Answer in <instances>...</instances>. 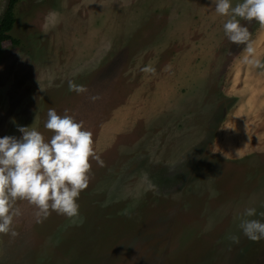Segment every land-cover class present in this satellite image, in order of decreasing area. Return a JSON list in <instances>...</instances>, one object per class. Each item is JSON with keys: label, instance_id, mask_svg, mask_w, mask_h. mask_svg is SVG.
Returning <instances> with one entry per match:
<instances>
[{"label": "rangeland", "instance_id": "rangeland-1", "mask_svg": "<svg viewBox=\"0 0 264 264\" xmlns=\"http://www.w3.org/2000/svg\"><path fill=\"white\" fill-rule=\"evenodd\" d=\"M214 3L16 5L18 43L0 49V137L25 126L50 139L53 108L83 122L103 165L90 159L77 217L49 209L37 222L17 200L0 264H264V239L238 226L246 208L264 212V68L243 62ZM241 24L264 61V25Z\"/></svg>", "mask_w": 264, "mask_h": 264}, {"label": "clouds", "instance_id": "clouds-1", "mask_svg": "<svg viewBox=\"0 0 264 264\" xmlns=\"http://www.w3.org/2000/svg\"><path fill=\"white\" fill-rule=\"evenodd\" d=\"M214 11L227 17L223 32L234 44H244L246 53L243 62L253 68H264V61L257 57L250 41L248 28L243 20H255L264 25V0H215ZM144 72L155 69L146 66ZM69 91L77 94L87 92L84 85L69 81ZM96 101L99 96H90ZM44 128L50 130V139L35 128L19 126L21 135L0 137V234L15 237L17 233L11 225L21 212L14 206L17 200H26L36 208L37 222L49 214V209L68 218L79 215L77 199L88 186L90 159L101 166L103 161L93 148L92 133L85 129L82 121L73 116L57 114L49 108ZM259 216L255 208H246L239 217V228L250 241L264 239V219H249ZM239 243V237H229Z\"/></svg>", "mask_w": 264, "mask_h": 264}, {"label": "trees", "instance_id": "trees-1", "mask_svg": "<svg viewBox=\"0 0 264 264\" xmlns=\"http://www.w3.org/2000/svg\"><path fill=\"white\" fill-rule=\"evenodd\" d=\"M22 0H8L6 10L0 19V49L3 43L10 42L16 45L18 41L11 36V32L16 22L15 19V7Z\"/></svg>", "mask_w": 264, "mask_h": 264}]
</instances>
